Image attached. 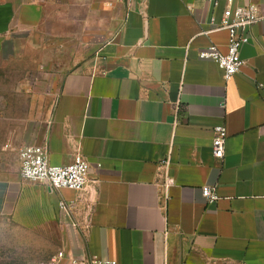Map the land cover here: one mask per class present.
Listing matches in <instances>:
<instances>
[{
  "label": "crops",
  "instance_id": "1",
  "mask_svg": "<svg viewBox=\"0 0 264 264\" xmlns=\"http://www.w3.org/2000/svg\"><path fill=\"white\" fill-rule=\"evenodd\" d=\"M217 1L0 0V58L51 14L55 21L64 11L66 24L118 17L113 34L64 76L44 125L1 130L0 216L53 233L54 255L68 261L264 264V0H233L257 5L261 18L229 79L199 57L212 44L227 49L219 23L228 0ZM219 123L223 158L212 152ZM42 142L53 165L82 152L85 189L21 177L18 149ZM206 185L214 202L202 194Z\"/></svg>",
  "mask_w": 264,
  "mask_h": 264
},
{
  "label": "rangeland",
  "instance_id": "2",
  "mask_svg": "<svg viewBox=\"0 0 264 264\" xmlns=\"http://www.w3.org/2000/svg\"><path fill=\"white\" fill-rule=\"evenodd\" d=\"M60 12L55 21L51 14L38 30L20 37L18 46L0 58V135L8 124L44 125L64 76L118 26L115 13H106L103 24L89 25L81 17L66 24ZM54 236L0 216V264H47L57 252Z\"/></svg>",
  "mask_w": 264,
  "mask_h": 264
},
{
  "label": "built area",
  "instance_id": "3",
  "mask_svg": "<svg viewBox=\"0 0 264 264\" xmlns=\"http://www.w3.org/2000/svg\"><path fill=\"white\" fill-rule=\"evenodd\" d=\"M214 6L217 0H208ZM261 18L259 9L255 4L233 6V0L223 10L219 28L226 29L229 35L226 51H222L215 44L203 48L199 57L215 61L223 70L226 79L241 71L244 60L241 48L251 39V28ZM227 130L224 123L214 127L212 152L216 158H223ZM20 162V175L23 179L41 182L49 189L69 188L81 191L86 188L89 181L90 163L81 151H77L73 161L67 165H53L49 161L48 146L45 142L25 144L18 149ZM164 166L169 164V159L162 162ZM159 196L167 199L169 196L170 183L167 179L157 183ZM202 194L208 202L217 199V193L211 186H204ZM66 207V203H62ZM47 264H101L98 260H66L63 251H59Z\"/></svg>",
  "mask_w": 264,
  "mask_h": 264
}]
</instances>
